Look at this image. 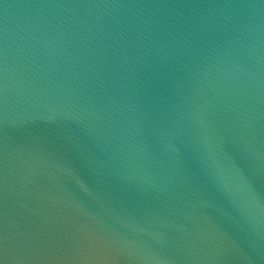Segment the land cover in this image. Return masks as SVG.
I'll use <instances>...</instances> for the list:
<instances>
[{"label": "water", "instance_id": "water-1", "mask_svg": "<svg viewBox=\"0 0 264 264\" xmlns=\"http://www.w3.org/2000/svg\"><path fill=\"white\" fill-rule=\"evenodd\" d=\"M0 264H264V0H0Z\"/></svg>", "mask_w": 264, "mask_h": 264}]
</instances>
